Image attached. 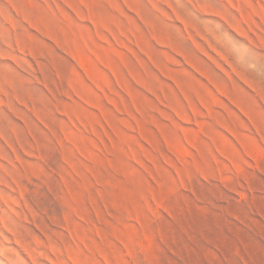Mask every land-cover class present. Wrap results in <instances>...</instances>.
I'll return each mask as SVG.
<instances>
[{
	"label": "rangeland",
	"instance_id": "obj_1",
	"mask_svg": "<svg viewBox=\"0 0 264 264\" xmlns=\"http://www.w3.org/2000/svg\"><path fill=\"white\" fill-rule=\"evenodd\" d=\"M0 264H264V0H0Z\"/></svg>",
	"mask_w": 264,
	"mask_h": 264
}]
</instances>
